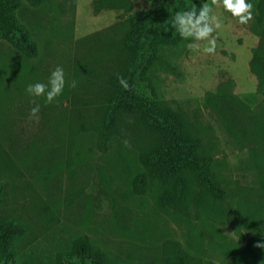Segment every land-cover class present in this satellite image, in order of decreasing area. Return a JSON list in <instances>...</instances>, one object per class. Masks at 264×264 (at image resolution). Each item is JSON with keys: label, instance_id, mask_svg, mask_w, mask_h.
Returning a JSON list of instances; mask_svg holds the SVG:
<instances>
[{"label": "rangeland", "instance_id": "1", "mask_svg": "<svg viewBox=\"0 0 264 264\" xmlns=\"http://www.w3.org/2000/svg\"><path fill=\"white\" fill-rule=\"evenodd\" d=\"M94 1L48 0L32 6L21 0L16 17L36 55L27 57L0 41V222L10 219L26 228L16 264H56V256L82 237L114 264H161L168 252L184 254L188 264L221 263L246 235L261 228L264 201L248 152L226 135L204 97L220 86L252 111L263 101L264 91L249 72L253 51L264 41L258 0H253L254 17L247 25L237 24L219 4L214 7L223 20L214 55L192 50L183 40L163 48L151 70L158 101L198 127L202 153L212 157L213 171L235 196L220 204L224 217L212 216L205 198L180 208L166 195L163 182L151 180L139 161L151 141L135 118L123 119L102 143L104 93L116 69L108 50L128 14L94 13ZM128 1L131 13L157 3ZM193 43L202 49L205 42ZM57 65L76 87L66 84L51 104L28 96L26 85L46 83ZM34 99L41 105L36 117L29 112ZM137 175L144 179L139 191L132 185ZM160 198L165 206L157 202Z\"/></svg>", "mask_w": 264, "mask_h": 264}, {"label": "trees", "instance_id": "2", "mask_svg": "<svg viewBox=\"0 0 264 264\" xmlns=\"http://www.w3.org/2000/svg\"><path fill=\"white\" fill-rule=\"evenodd\" d=\"M24 1L37 6L48 0ZM153 2H157L154 7L132 13L128 0L93 2L94 13L102 10H123L128 14L108 50V54L115 58L116 69L108 75V89L104 93L105 116L100 126V138L102 143L106 142L123 119L135 118L143 125L151 141L146 150L142 149L139 153V161L151 180L159 179L163 182L166 195L179 201L180 208L196 205V198H205L209 202L211 215L217 217L222 213L224 217L226 213L222 211L220 204L234 199L235 196L222 185L213 171L212 157L202 153L200 130L180 110L168 108L158 101L151 80V70L160 59V51L183 42L171 27L175 13L191 6L199 7L200 3L193 0ZM256 4L259 20L264 22V0H258ZM20 6L21 0H0V41L8 42L27 57H34V42L16 17ZM249 72L256 79L258 89L264 91V41L253 51ZM117 75L127 78L130 85L128 90L120 87ZM204 101L226 135L242 151L248 152L250 164L257 177L258 191L261 192L259 199L264 201V99L252 111L242 100L219 86L214 92H207ZM132 185L135 191H139L144 186L143 176L134 177ZM2 192L0 185V205L3 202ZM157 202L165 206L162 198ZM217 207L220 209L217 210ZM232 217L235 222L233 214ZM260 226L259 230L251 233L264 234V222ZM25 233V226L16 221L6 219L0 222V264H16L18 242ZM248 235L228 259L218 264H226L235 258L241 252ZM75 262L114 264L104 251L92 245L85 237L74 241L69 252L56 256V264ZM161 264L188 262L184 254L168 252L163 254ZM197 264L203 263L198 261Z\"/></svg>", "mask_w": 264, "mask_h": 264}, {"label": "clouds", "instance_id": "3", "mask_svg": "<svg viewBox=\"0 0 264 264\" xmlns=\"http://www.w3.org/2000/svg\"><path fill=\"white\" fill-rule=\"evenodd\" d=\"M219 4L223 11L229 13L237 24L247 25L254 17L253 0H201L200 6H191L175 13L171 27L181 37L182 40L190 41L187 47L192 50H201L203 53L214 55L217 50L218 30L223 25V20L218 16L214 7ZM203 41L204 46L200 49L193 42ZM118 84L124 90H128L130 85L126 77L117 75ZM66 84L75 88L77 82L72 80L70 84L66 81L65 70L57 65L49 73L47 82L35 81L28 83L25 91L33 98L43 97L44 103L51 104L60 97ZM35 106L29 109L30 115L36 117L41 105L31 101ZM257 247H264V243H259Z\"/></svg>", "mask_w": 264, "mask_h": 264}, {"label": "crops", "instance_id": "4", "mask_svg": "<svg viewBox=\"0 0 264 264\" xmlns=\"http://www.w3.org/2000/svg\"><path fill=\"white\" fill-rule=\"evenodd\" d=\"M259 243H264V234H249L243 242L241 252L226 264H264V247H257Z\"/></svg>", "mask_w": 264, "mask_h": 264}]
</instances>
